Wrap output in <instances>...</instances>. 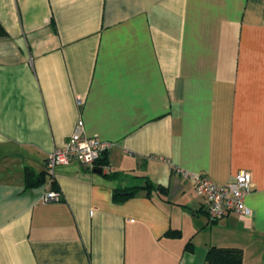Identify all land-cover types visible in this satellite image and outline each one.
<instances>
[{"label": "crops", "instance_id": "crops-1", "mask_svg": "<svg viewBox=\"0 0 264 264\" xmlns=\"http://www.w3.org/2000/svg\"><path fill=\"white\" fill-rule=\"evenodd\" d=\"M0 27V264H264V0H0ZM79 120L110 147L48 175ZM241 170L252 214L210 221L190 175Z\"/></svg>", "mask_w": 264, "mask_h": 264}, {"label": "built area", "instance_id": "built-area-1", "mask_svg": "<svg viewBox=\"0 0 264 264\" xmlns=\"http://www.w3.org/2000/svg\"><path fill=\"white\" fill-rule=\"evenodd\" d=\"M82 121H78L74 131L60 147L53 149L44 161V168L52 176L57 166L76 162L82 166L92 168L110 147L111 143L97 137L83 134ZM188 176L189 173L182 171ZM194 181L195 189L207 199V214L210 221H216L228 213L240 216H249L252 211L244 203L245 196L251 190V174L248 171H239L228 183L218 184L207 176L190 175ZM60 193L48 190L42 199L44 202L58 200Z\"/></svg>", "mask_w": 264, "mask_h": 264}, {"label": "trees", "instance_id": "trees-1", "mask_svg": "<svg viewBox=\"0 0 264 264\" xmlns=\"http://www.w3.org/2000/svg\"><path fill=\"white\" fill-rule=\"evenodd\" d=\"M1 32L2 29L0 27V33ZM26 178L30 184L40 183L43 180L42 175L38 176L34 174L32 171H28ZM152 187H153L152 183L148 180L146 181V185L143 186V188H147V189H150ZM138 188L141 187L135 186L127 189H121L120 191H116L117 193L115 195L116 197L120 196L119 192H124L125 195H131ZM206 260H207V264H239L241 261V250L237 248L211 247L207 253Z\"/></svg>", "mask_w": 264, "mask_h": 264}]
</instances>
